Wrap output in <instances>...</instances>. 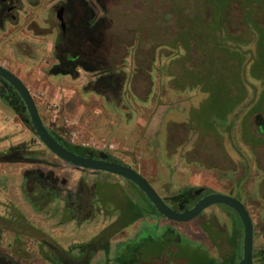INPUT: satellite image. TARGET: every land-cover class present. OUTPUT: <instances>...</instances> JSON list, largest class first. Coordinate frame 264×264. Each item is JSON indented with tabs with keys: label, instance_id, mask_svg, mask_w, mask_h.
Segmentation results:
<instances>
[{
	"label": "rangeland",
	"instance_id": "1",
	"mask_svg": "<svg viewBox=\"0 0 264 264\" xmlns=\"http://www.w3.org/2000/svg\"><path fill=\"white\" fill-rule=\"evenodd\" d=\"M62 1L21 0L9 19L0 25V64L27 85L49 130L67 142L104 151L133 167L148 178L170 205L171 198L186 188H204L238 198L252 216L256 251L264 249V149L257 151L246 143L241 132L242 124L252 128L254 115L247 121L245 115L261 98L262 80L253 77L248 68L245 80L250 97L237 114L219 117L215 106L221 93L236 82L234 76L226 79L219 71L220 65L213 63L208 66L212 69L210 76L200 72L191 79L184 78L180 88H174L168 74L169 69L179 70L177 64L171 63L174 59L186 70L185 45L196 40L195 36H207V42L213 44L211 50L216 51L214 25L200 24L198 30L189 27L195 12L208 8L207 0H121L119 6L111 9L112 58L116 65L124 66L128 80L125 99L113 102V106L87 88L96 78L93 74L80 70L79 77L74 78L48 73L56 63L54 46L62 31L57 10ZM213 2L221 9L227 6V29L221 31V36L230 32L232 37L239 38L240 47L252 58L259 34L264 35V8L253 4L254 0ZM248 8H253V16L259 22L256 26L242 18L251 11ZM200 82L212 89L214 96L209 97L210 91L202 90ZM261 113L264 114V107ZM215 118L222 125L234 120L230 133L221 127L218 133H206L208 128L199 126L200 121L196 123ZM23 142L43 163H0V216L10 219L17 209L33 226L5 223L0 253L11 256L17 264H56L45 258L48 248L40 243L43 237L77 254V245L90 241L116 220L113 205L104 208L97 204L92 219L62 222L68 191L75 192L81 179L91 186L118 180L132 195H141L124 178L76 167L53 154L35 130L0 98V152ZM32 170L54 172L63 189L59 198L42 212L32 208L23 192L24 174ZM240 222L237 213L222 204L209 207L202 217L189 222L156 215L146 217L112 237L110 259L99 252L91 264H121L118 257L123 243L137 238L143 230L148 231L143 233L144 238L149 232H163L169 226L185 240L184 251L200 248L218 260L230 254L227 243L232 241L239 262L244 245V227ZM17 232L24 234L22 238L17 237ZM138 243L145 249L140 260L144 264H159L157 259L150 260L149 249L153 247L144 241ZM167 254L170 258L171 253ZM175 260L170 258L167 264H175Z\"/></svg>",
	"mask_w": 264,
	"mask_h": 264
},
{
	"label": "trees",
	"instance_id": "2",
	"mask_svg": "<svg viewBox=\"0 0 264 264\" xmlns=\"http://www.w3.org/2000/svg\"><path fill=\"white\" fill-rule=\"evenodd\" d=\"M70 2L72 7L66 14V30L61 31L54 46L56 63L50 67L48 73L50 75H70L78 78L80 70H84L96 77L95 80L87 85L89 91L106 98L110 106H113V102H122L126 94L127 72H125L124 66L116 65L112 58L114 55V42L111 31L114 22L109 14L111 9H113L112 7L116 6L118 0H98L99 3L104 5L102 7L104 15L97 20L95 18L97 15L93 17V10L85 0H69ZM7 13V7L0 2V25L9 19ZM224 15L225 11L217 6L198 9L195 12L193 18L196 20V23H192L189 27L198 30L200 24L214 25L216 39L214 48H216V51L211 50L213 44L207 42V36L202 39H198L199 35L198 37L195 36L196 40L190 41L185 45L187 54L185 57L186 70L174 59L171 63L177 64L179 70L169 69L168 73L171 76L170 81L174 84V88H180L184 78L187 80L191 79L192 77H196L200 72L205 74V77L210 76L209 72L212 69L208 68V66L213 63L220 65L219 71L226 79L234 76L236 82L229 87L227 92L221 93L220 97L218 95V104L215 107L218 109L219 114L217 116L219 117L221 115L227 116L231 113L237 114V111L242 108L250 97L249 83L245 80V73H247L248 68L253 73V77L261 79L264 84V35L262 33L259 34L257 49L254 56L250 58L240 47L241 41L239 38L232 37L230 32H227V35L225 34L224 37L221 36V31L227 28L225 24L219 23L214 18H220ZM205 17L210 18V21H203L206 20ZM199 21L202 22L200 23ZM253 25L256 26L257 24ZM200 66H203V68ZM0 82L2 83L0 98L12 107L24 119L27 125L33 128L29 122V117L25 115L28 112L20 94L6 80L0 78ZM200 84L202 90L210 91L209 97L214 96L212 89L206 88L203 85L204 82H200ZM263 103L264 89L256 106L251 108L245 115V120L247 121L255 113H261L264 107ZM200 111H202V108ZM216 119L212 121L200 119L196 123L202 122L199 123V126H206L207 130H209L206 133H218L220 127L224 132L230 133L234 120L229 125H222ZM51 133L60 143L77 154L88 156L89 152L97 153L93 148L72 144L55 132L51 131ZM34 155L35 151L30 148L28 143L23 142L0 152V163H43L42 160L35 158ZM109 159L111 161L118 160L112 155H109ZM127 181L141 195H132L118 180L113 183L91 186L85 179H81L75 192L68 191L65 211L62 217L63 223L70 221L84 222L92 219L97 213V204L104 208L113 205L117 218L96 237L88 242L77 245V254H74L70 249H63L59 244L43 237L40 243L43 247L48 248L45 258L56 264H91L93 258L99 252H104L108 260L113 251L111 239L117 232L128 228L146 217L155 215L163 217L145 193L136 184L129 180ZM62 190L59 185V179L54 172L44 173L42 170H32L24 174L23 192L26 200L36 212H42L51 203L55 202ZM191 191V188H186L174 195L171 198V206L174 209H178L181 202H183V196ZM237 216L239 217L238 214ZM6 222H9L13 226L19 225L33 228L25 215L16 209L15 214L10 219L0 216V237L6 228ZM240 223L244 227L242 221ZM156 229L155 227L154 230ZM34 231L39 232L35 229ZM144 232L148 231L143 230L137 238L122 244L123 250L118 257L121 264H144L140 260V255L145 249L138 243H142V241L153 248H158V250L149 249L151 250V258H149L150 260H159V264H167L169 259H173V257L176 259L175 264L177 262L178 264L239 263L237 261V254L234 253L236 251L235 244L232 241L227 243L231 249L229 256L225 255L222 260H218L211 256L207 250L202 249L203 251H200V248L191 249V247L184 251L183 242L185 240L171 226L166 227L163 232H160L158 229L156 233H152L153 231L149 232L150 235L143 238ZM237 233L239 234V231ZM22 235L24 234L17 232L18 238H22ZM141 238L143 239L141 240ZM189 245L190 243L188 242ZM167 253H171L170 258L167 257ZM255 253L256 264H264V249L258 250ZM0 264L17 263L11 256L0 253Z\"/></svg>",
	"mask_w": 264,
	"mask_h": 264
},
{
	"label": "water",
	"instance_id": "3",
	"mask_svg": "<svg viewBox=\"0 0 264 264\" xmlns=\"http://www.w3.org/2000/svg\"><path fill=\"white\" fill-rule=\"evenodd\" d=\"M57 18L64 30L66 26L64 7L58 9ZM0 78L6 80L20 94L29 115V122L32 124L36 135L53 154L76 167L107 172L133 182L145 193L163 217L176 222H189L215 204L232 208L239 215L244 226L243 257L238 264H254L255 226L248 208L241 200L228 194L215 192L201 198L191 209H185L184 204H180L179 209H174L152 186L149 180L133 167L118 160L111 161L109 154L104 151L89 152L88 156H83L60 143L45 125L34 96L24 81L1 64ZM201 190L199 189L198 192H201Z\"/></svg>",
	"mask_w": 264,
	"mask_h": 264
},
{
	"label": "flooded vegetation",
	"instance_id": "4",
	"mask_svg": "<svg viewBox=\"0 0 264 264\" xmlns=\"http://www.w3.org/2000/svg\"><path fill=\"white\" fill-rule=\"evenodd\" d=\"M20 1L21 0H12V1L0 0L1 4L5 5L7 7V9H8L7 15H9V16H11L12 13L16 10L18 3ZM85 1L88 3V6L93 10L92 11L93 17H94V15H97V17H95L96 20L104 15V11L102 8V7H104V5L99 3L98 0H85ZM120 3H121V1L118 0V2L116 3V6L115 5L114 6L117 7V6H119ZM207 3H208L207 4L208 7H213V6L216 7V4L213 2V0H207ZM253 4H256L257 6L264 8V1H258V0L255 1L254 0ZM246 5L248 7H252V6H250L252 4H250V5L246 4ZM61 7H64V19H65V24H66V14H67L68 10L69 11L71 10L72 4H71V2L69 3V0H63L61 2L60 6L58 7V9ZM115 7H112V8H115ZM223 10L227 11V6L224 7ZM247 10H251V11H247V14H248L247 17H242V18L248 19L246 21V23L258 24L259 23L258 20H256V18L253 16V8H248ZM226 15H227V13H225V15L223 17L214 18V19H217V21L219 23L226 24L227 23V20H226L227 16ZM205 19L206 20H203V21H208V22L210 21V18L205 17ZM189 20H190V23H194V22L196 23V20H194V18H190ZM112 21L114 22V19ZM199 22H202V21H199ZM61 30L65 31L66 26H65L64 30L62 28H61ZM246 124H247V122H246ZM241 132H242V135H243L246 143H250L253 148L257 149V151L261 150L262 148L264 149V114L255 113L254 114V120L252 123V128L250 129L245 124H242ZM201 189H202L201 192H198V190H193L190 193L185 194L183 196V198H182L183 202H181V204L185 205V209H191L201 198H203L204 196H206L210 193H215L213 191H207L204 188H201ZM203 215H204V211L196 219L202 217ZM255 249L256 248L254 246V262L256 263V258H255V254H256L255 252L256 251H255ZM242 257H243V255H242ZM242 257H241V259H242Z\"/></svg>",
	"mask_w": 264,
	"mask_h": 264
},
{
	"label": "crops",
	"instance_id": "5",
	"mask_svg": "<svg viewBox=\"0 0 264 264\" xmlns=\"http://www.w3.org/2000/svg\"><path fill=\"white\" fill-rule=\"evenodd\" d=\"M148 179V178H147ZM150 182V181H149ZM151 183V182H150ZM152 184V183H151ZM153 186V185H152ZM154 187V186H153ZM155 188V187H154ZM156 189V188H155Z\"/></svg>",
	"mask_w": 264,
	"mask_h": 264
}]
</instances>
